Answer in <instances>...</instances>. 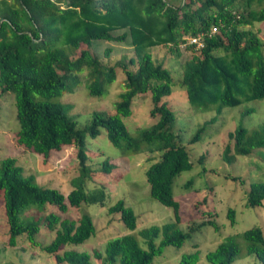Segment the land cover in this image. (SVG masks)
I'll return each mask as SVG.
<instances>
[{"label": "trees", "instance_id": "obj_1", "mask_svg": "<svg viewBox=\"0 0 264 264\" xmlns=\"http://www.w3.org/2000/svg\"><path fill=\"white\" fill-rule=\"evenodd\" d=\"M263 21L264 0H0V94L12 95L16 106L15 142L45 161L52 153L75 146L85 172L89 158L85 137H95L103 128L124 155L159 152L158 160L145 170L146 181L150 196L173 209L171 221L133 232L138 215L118 199L107 212L118 214L129 232L109 239L102 250H77L71 246L95 234L93 219L86 212L77 219L61 214L82 203L104 205V186L86 190L78 185L65 196L52 186H38L35 176L25 174L17 159L8 156L0 159V204L7 219L8 244L16 246L24 237L56 264H91L92 258L100 264H150L165 246H180L189 232L180 228L182 207L174 198L173 183L181 172L193 168V162L172 129L177 116L163 101L172 93L171 71L154 60L150 49L164 45L176 56L181 47L188 49L191 57L181 64L180 85L193 109H214L218 115L223 107L264 99V43L252 29ZM191 38H199L202 46L191 43ZM96 40L129 43L133 55L103 64L93 52ZM104 55H110L109 48ZM118 70L124 80L114 112L94 111L90 123L77 128L72 106L59 97L77 88L82 77L89 94L100 96L117 79ZM147 92L154 121L138 126L132 135L123 118L131 115L132 101ZM252 111L247 108L243 114ZM215 120L205 121L190 136V144L199 141ZM255 149H264V127L249 131L239 125L228 133L221 155L232 163ZM111 168L106 159L103 172ZM192 182L188 180L184 187L188 189ZM263 200L264 182H250L245 205H261ZM47 205L59 213H48L41 223L25 217L31 211H45ZM227 218L231 225L235 223L233 208H228ZM41 224L53 232L47 244L37 240ZM204 225L219 228L213 219ZM238 238L245 242L244 251ZM242 255L255 256L264 264V233L259 226L226 236L205 257L210 264H233ZM198 259L195 250L183 254L179 264H196Z\"/></svg>", "mask_w": 264, "mask_h": 264}, {"label": "rangeland", "instance_id": "obj_2", "mask_svg": "<svg viewBox=\"0 0 264 264\" xmlns=\"http://www.w3.org/2000/svg\"><path fill=\"white\" fill-rule=\"evenodd\" d=\"M252 29L258 33L264 43V21L256 22ZM92 45V48L95 46L94 54L103 64L111 65L123 58L127 60L133 55V48L125 42L96 40ZM108 48L110 55L105 56L104 51ZM150 51L156 62L171 71L172 93L163 101L177 116L172 129L180 137L181 143L186 146L190 160L193 162V168L181 172L173 183L174 198L182 207L180 228L189 234L180 246H165L163 252L154 256L150 264H179L183 254L195 250L199 251L196 264H210L206 260V253L213 250L226 236L240 234L253 226H259L264 233V200L261 205H245L249 183L264 182V149H255L248 155L237 156L232 163L225 162L221 155L227 143L228 133L237 126L243 125L249 131L264 127V99L245 101L235 107H223L218 115L214 109L197 111L190 106L185 89L180 85L181 64L191 57V52L181 47L180 55L176 56L164 45L151 47ZM118 72L117 79L107 86L100 96L89 94L82 77L77 88L59 97L58 100L62 103L72 106L70 114L77 115V128H85L90 123L94 111L114 112L115 103L123 90L124 74L121 70ZM247 108H252L253 111L243 114ZM131 109V115L124 117L123 121L128 132L134 135L138 126L149 125L154 121L150 116V93L137 96L131 103ZM15 117L16 106L12 95L0 94V159L8 156L16 158L25 174L35 176L38 186H52L65 196L78 185L86 190L101 185L105 188L104 205L82 203L80 207L69 206L66 213L61 214L63 217L77 219L86 212L91 215L95 225L93 236L83 244L71 248L92 253L93 249L102 250L109 239L129 232L120 221L118 214L107 212L108 206L118 199H123L125 204L131 206L138 215L137 226L133 232L153 224L162 225L173 219V209L150 196L149 184L146 181L145 170L152 162L158 160L159 152L145 151L124 155L110 143L105 130L101 128L97 136L85 137L89 158L85 162L87 170L84 169L83 172L76 156L75 146H66L63 150L52 153V158L47 161L43 160L42 155L20 147L14 139V132L18 127ZM212 117H216V120L205 127L203 137L190 144V136ZM106 159L112 167L108 173L102 170V164ZM82 173L84 175H81ZM81 177L82 179H79ZM74 179L77 180L76 183H72ZM191 179H193L191 186L185 188L184 185ZM46 207L43 212L31 211L25 217L41 219L39 221L41 223L48 213H59L57 208L49 205ZM228 208L235 210L236 221L233 225L227 218ZM209 219H213L219 228L204 225ZM52 236L53 232H49L41 224L37 240L47 244ZM8 237L7 219L4 207L0 204V264H56L50 255L39 248L31 247L24 237L18 239L16 246L8 244ZM237 240L244 251L245 242L241 238ZM91 264H100V261L92 258ZM233 264L261 263L255 256L242 255Z\"/></svg>", "mask_w": 264, "mask_h": 264}, {"label": "built area", "instance_id": "obj_3", "mask_svg": "<svg viewBox=\"0 0 264 264\" xmlns=\"http://www.w3.org/2000/svg\"><path fill=\"white\" fill-rule=\"evenodd\" d=\"M190 42H191V43H195V44H197L198 46H202L201 41L199 40V38H191V39H190Z\"/></svg>", "mask_w": 264, "mask_h": 264}]
</instances>
